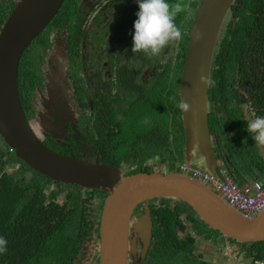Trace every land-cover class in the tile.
Here are the masks:
<instances>
[{"label":"flooded vegetation","instance_id":"flooded-vegetation-1","mask_svg":"<svg viewBox=\"0 0 264 264\" xmlns=\"http://www.w3.org/2000/svg\"><path fill=\"white\" fill-rule=\"evenodd\" d=\"M200 1L195 5V0H182L188 7L177 15L175 23L181 28L183 39L170 42L158 56L148 57L131 51L133 22L138 11L136 0H64L54 16L56 19L52 18L22 54L32 84L22 89L19 98L28 122L42 143L62 154L116 168L121 177L138 172L179 170L181 163L187 162V140L183 113L175 107L172 98L181 100L189 34ZM17 2L0 0L1 11L10 9L3 14L4 20ZM231 15L229 12L224 19L213 54L220 46ZM245 46L238 48L241 57L246 56L248 71H252V61L255 56L263 58L264 46L252 43ZM231 52L236 53L233 46ZM231 62L235 69L226 84L235 88L240 70L237 65L241 62L235 56ZM211 82L209 77L208 125L210 118L221 114L216 108L218 104L210 98ZM241 107L242 116H252L249 102H243ZM210 136L216 158L218 137L212 133ZM9 167L11 174L25 176L15 178L23 194L17 198L16 209L29 200L24 194L28 193L46 218L58 222L69 220L67 237L73 240V246L68 244L69 253L63 255L61 263L98 264L99 223L107 193L101 188L32 178L34 172L19 161L9 163ZM186 204L173 198H148L135 206L129 233V239L134 240V251L128 254V264H156L157 245L153 235L155 227L163 224L157 220L158 207H180L175 230L181 238L192 239L193 264L203 261L220 264L215 261V253L217 258L227 255L236 243L239 250L242 248L241 242L211 229ZM146 214L151 221V237L142 255L143 243L139 233L133 231V224ZM169 222L164 224L167 233L172 228ZM49 224L43 227L48 230ZM205 243L208 247H202ZM162 249L160 246V252Z\"/></svg>","mask_w":264,"mask_h":264},{"label":"water","instance_id":"water-1","mask_svg":"<svg viewBox=\"0 0 264 264\" xmlns=\"http://www.w3.org/2000/svg\"><path fill=\"white\" fill-rule=\"evenodd\" d=\"M64 0H18L0 27V135L15 155L51 179L101 188L107 193L99 223L98 264H128L134 240L130 218L148 198H173L190 205L213 230L238 242L264 241V209L248 216L230 206L209 186L178 170L138 172L121 177L108 165L90 163L44 145L28 122L18 92V65L25 48L52 20ZM233 0H201L196 10L181 79V100L191 105L183 113L185 160L212 173L216 168L208 125V87L217 36ZM148 213V211H147ZM144 255L151 237L149 216L133 224Z\"/></svg>","mask_w":264,"mask_h":264},{"label":"trees","instance_id":"trees-1","mask_svg":"<svg viewBox=\"0 0 264 264\" xmlns=\"http://www.w3.org/2000/svg\"><path fill=\"white\" fill-rule=\"evenodd\" d=\"M170 2L174 3L175 0ZM197 2L198 0H195L193 3L196 5ZM9 10H0V27L4 20L3 14ZM262 10L264 11V0H233L229 11L232 15L227 23L226 32L212 57L210 78L214 84L212 83V89L209 88V94L218 104L216 108L220 109L221 114H215L213 119L210 118L209 130L218 137L215 148L216 158L225 164L237 183L264 178V149L263 146L256 144L248 133L247 121L242 116L241 107L242 103L247 101L253 109V114L264 116V55L263 60L255 56L251 64L252 71H248L246 56L241 57L238 48V45L243 48L248 43L257 47L258 44L264 46ZM61 13L62 8L60 15ZM231 46L236 49L235 55H232ZM232 56L237 58L238 63L241 62L237 65L240 68L236 75L238 89L230 88L226 84L227 80L233 77L232 70L235 69L234 63L231 62ZM23 57L18 66L19 94L22 89L25 90L27 84H32L30 74L29 72L27 74V69L23 66ZM258 62L260 64L256 65ZM222 110L225 111L224 114ZM14 161H19L22 166L33 171L35 175L32 178L51 179L33 170L18 158L0 135V236L5 237L8 242L7 252L0 254V264H62L63 255L69 253L66 247L68 244L71 248L73 246V240H68L67 237L69 220L65 218L58 222L46 218L45 212L35 206L36 200L28 193L24 194H27L29 200L26 199L16 209L17 198L23 194L22 186L15 183V178L23 177L24 173L21 177L11 174L8 164ZM179 210L178 206L158 207L156 210L157 220L163 222L162 226L155 227L153 235L154 243L157 245L156 264L170 263L172 256L176 259L180 258L179 261L185 264H191L193 261L190 256L192 239L181 238L175 230L178 224L176 212ZM168 220L172 224L169 235L164 225ZM43 224H49L50 228L46 230ZM240 245L244 249L243 257L248 261L245 264H255L259 260L264 264V241L246 242ZM160 246L163 247L162 252L159 250ZM201 264L213 263L203 261Z\"/></svg>","mask_w":264,"mask_h":264},{"label":"clouds","instance_id":"clouds-1","mask_svg":"<svg viewBox=\"0 0 264 264\" xmlns=\"http://www.w3.org/2000/svg\"><path fill=\"white\" fill-rule=\"evenodd\" d=\"M136 3L138 11L135 13L137 18L133 22L132 53L142 52L148 57H155L170 42L183 39L182 30L175 23L177 15L188 7L182 0H175L174 3L169 0H136ZM203 82L209 83L207 79ZM172 100L175 102V107L183 113L191 110V105L183 99L176 101L173 97ZM243 118L247 121L246 129L254 142L264 146V116L253 114L250 117L245 114ZM7 243L6 238L0 236V254L7 252Z\"/></svg>","mask_w":264,"mask_h":264},{"label":"built area","instance_id":"built-area-1","mask_svg":"<svg viewBox=\"0 0 264 264\" xmlns=\"http://www.w3.org/2000/svg\"><path fill=\"white\" fill-rule=\"evenodd\" d=\"M179 170L209 186L216 194L238 211L255 216L264 209V178L237 183L222 161L212 173L181 163Z\"/></svg>","mask_w":264,"mask_h":264},{"label":"rangeland","instance_id":"rangeland-1","mask_svg":"<svg viewBox=\"0 0 264 264\" xmlns=\"http://www.w3.org/2000/svg\"><path fill=\"white\" fill-rule=\"evenodd\" d=\"M263 149H264V146H263ZM219 161H221V160H219ZM217 162H218V159L216 160V164H217ZM192 163L194 165H198V166L200 165L198 162L193 161V160H192ZM8 170L10 171L11 170V167H9ZM207 243H205L204 245H202V247H208ZM236 244L233 247V249L228 250L227 255H223V256H220V257L217 258V254L215 253L214 254L216 256L215 261H217L220 264H227L229 262H230L229 264H244L245 262H248L247 259H244V257H243V255H244L243 250L244 249L241 248L239 250V246L236 245ZM185 258H183V259H185ZM179 260H181V259L180 258H177L176 259V258H174L172 256V258H170V261L169 262L171 264H185V262L179 261ZM191 264H193V263L191 262ZM255 264H262V261H260V260L259 261H256Z\"/></svg>","mask_w":264,"mask_h":264}]
</instances>
